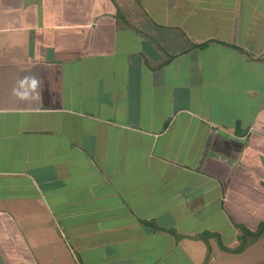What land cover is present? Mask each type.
<instances>
[{"label": "crops", "instance_id": "crops-1", "mask_svg": "<svg viewBox=\"0 0 264 264\" xmlns=\"http://www.w3.org/2000/svg\"><path fill=\"white\" fill-rule=\"evenodd\" d=\"M260 223L264 0H0V264H228Z\"/></svg>", "mask_w": 264, "mask_h": 264}, {"label": "trees", "instance_id": "trees-1", "mask_svg": "<svg viewBox=\"0 0 264 264\" xmlns=\"http://www.w3.org/2000/svg\"><path fill=\"white\" fill-rule=\"evenodd\" d=\"M213 236L215 235L210 233H202L197 235L196 237L202 239L204 242L208 244V238ZM262 236H264V223H260L255 230H249L245 227H240L237 234L238 244L235 248H227L226 246H224L220 241L218 235H217V240L222 250L232 253H239L245 250L249 245L255 243ZM209 254H210V247L208 245L207 255Z\"/></svg>", "mask_w": 264, "mask_h": 264}, {"label": "rangeland", "instance_id": "rangeland-1", "mask_svg": "<svg viewBox=\"0 0 264 264\" xmlns=\"http://www.w3.org/2000/svg\"><path fill=\"white\" fill-rule=\"evenodd\" d=\"M255 243L256 245H254V247H251L245 251L244 257L241 258L242 261L232 259V260H229L227 263L228 264H241L242 262H245V264H253V262L252 263L250 262L253 260L257 262L256 264H264V236L260 237ZM209 258H210V255H207L206 258H204V261H206L204 264H211V262L209 263V260H210Z\"/></svg>", "mask_w": 264, "mask_h": 264}, {"label": "clouds", "instance_id": "clouds-1", "mask_svg": "<svg viewBox=\"0 0 264 264\" xmlns=\"http://www.w3.org/2000/svg\"><path fill=\"white\" fill-rule=\"evenodd\" d=\"M39 87V81L35 77H25L20 81V88L24 89L22 92H18L17 95L21 99H26L29 95L30 90H36Z\"/></svg>", "mask_w": 264, "mask_h": 264}]
</instances>
